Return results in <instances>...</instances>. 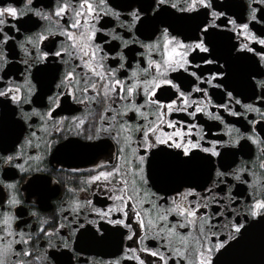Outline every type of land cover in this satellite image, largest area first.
Masks as SVG:
<instances>
[{
  "label": "snow or ice",
  "instance_id": "6c2138e0",
  "mask_svg": "<svg viewBox=\"0 0 264 264\" xmlns=\"http://www.w3.org/2000/svg\"><path fill=\"white\" fill-rule=\"evenodd\" d=\"M0 118V264H220L264 224V0H0Z\"/></svg>",
  "mask_w": 264,
  "mask_h": 264
},
{
  "label": "flooded vegetation",
  "instance_id": "af4514ba",
  "mask_svg": "<svg viewBox=\"0 0 264 264\" xmlns=\"http://www.w3.org/2000/svg\"><path fill=\"white\" fill-rule=\"evenodd\" d=\"M225 4H232L234 0H224ZM238 86H243V76L241 75L237 80ZM225 118L227 122L235 123L236 117H230L225 114ZM206 119V118H202ZM208 124L214 123L213 121H207ZM4 123L3 119L0 118V131H4ZM7 134L9 136L13 135V131L11 128L6 129ZM226 138V137H225ZM108 145H111V141H108V144L105 146L104 150L99 155L87 154V155H70L66 157L65 162V174L69 183L72 186L79 184L80 176L87 175L86 172L73 174L71 171H68L72 168H80L87 169L88 164L99 160L100 158H107V156L111 153L112 148ZM66 198L63 193V189L56 195L49 198L47 201V205L44 209H42V215L50 217L55 213L56 222H60V214L56 213V204L60 199ZM102 199V198H100ZM51 223V222H50ZM130 243V242H129ZM79 247L83 250V254L80 257V260L83 264L84 261L89 259L94 260H108L113 258L120 257L122 251V244L118 245L115 239L106 240L103 243H96L90 240L81 241ZM75 264V261L73 262ZM121 264H133L131 261L122 260Z\"/></svg>",
  "mask_w": 264,
  "mask_h": 264
},
{
  "label": "water",
  "instance_id": "95a60500",
  "mask_svg": "<svg viewBox=\"0 0 264 264\" xmlns=\"http://www.w3.org/2000/svg\"><path fill=\"white\" fill-rule=\"evenodd\" d=\"M220 264H264V224L255 226L240 244L221 255Z\"/></svg>",
  "mask_w": 264,
  "mask_h": 264
}]
</instances>
